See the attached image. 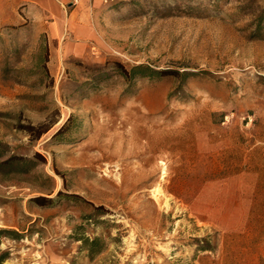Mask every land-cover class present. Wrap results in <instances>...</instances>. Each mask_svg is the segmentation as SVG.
I'll list each match as a JSON object with an SVG mask.
<instances>
[{
	"label": "rangeland",
	"instance_id": "374dc122",
	"mask_svg": "<svg viewBox=\"0 0 264 264\" xmlns=\"http://www.w3.org/2000/svg\"><path fill=\"white\" fill-rule=\"evenodd\" d=\"M97 2L0 22L1 152L41 156L0 170L2 264H264V0Z\"/></svg>",
	"mask_w": 264,
	"mask_h": 264
},
{
	"label": "crops",
	"instance_id": "0c3cea01",
	"mask_svg": "<svg viewBox=\"0 0 264 264\" xmlns=\"http://www.w3.org/2000/svg\"><path fill=\"white\" fill-rule=\"evenodd\" d=\"M97 1L0 0V22L20 24L29 20L56 43L61 38L74 36L79 21L90 20Z\"/></svg>",
	"mask_w": 264,
	"mask_h": 264
},
{
	"label": "trees",
	"instance_id": "16d2710c",
	"mask_svg": "<svg viewBox=\"0 0 264 264\" xmlns=\"http://www.w3.org/2000/svg\"><path fill=\"white\" fill-rule=\"evenodd\" d=\"M119 73H121V77H123L128 83L132 84L137 79L143 78H157V77H165L167 75H174L179 74L178 72H172L171 70H155L148 65H136L130 68L129 70L125 69L121 65L117 69ZM182 80L187 78V74H179ZM1 145H0V170H8L9 172L19 171L21 173H30L34 166L36 165V160L38 158L41 159L39 154H35L33 157L28 156H21V155H11L7 158H4V152H1ZM33 201L38 203L39 205H44L49 200L44 197H37L34 198ZM13 238V239H20V234L17 232H11L7 230H0V244L2 238ZM82 247L87 251L89 257L94 258V256L98 255L102 251L101 240L98 238L90 239L84 237L81 239ZM9 254L7 252L2 253L0 255V264H2Z\"/></svg>",
	"mask_w": 264,
	"mask_h": 264
}]
</instances>
